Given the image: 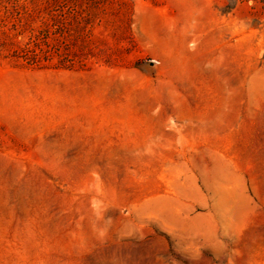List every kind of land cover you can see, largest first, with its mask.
<instances>
[{
	"label": "rangeland",
	"instance_id": "obj_1",
	"mask_svg": "<svg viewBox=\"0 0 264 264\" xmlns=\"http://www.w3.org/2000/svg\"><path fill=\"white\" fill-rule=\"evenodd\" d=\"M0 264H264V0H0Z\"/></svg>",
	"mask_w": 264,
	"mask_h": 264
}]
</instances>
